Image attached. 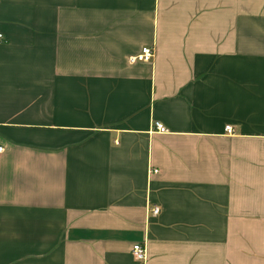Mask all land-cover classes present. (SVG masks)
I'll return each instance as SVG.
<instances>
[{
  "label": "crops",
  "instance_id": "obj_1",
  "mask_svg": "<svg viewBox=\"0 0 264 264\" xmlns=\"http://www.w3.org/2000/svg\"><path fill=\"white\" fill-rule=\"evenodd\" d=\"M0 33V264H264V0H0Z\"/></svg>",
  "mask_w": 264,
  "mask_h": 264
},
{
  "label": "built area",
  "instance_id": "obj_2",
  "mask_svg": "<svg viewBox=\"0 0 264 264\" xmlns=\"http://www.w3.org/2000/svg\"><path fill=\"white\" fill-rule=\"evenodd\" d=\"M3 40V35L0 33V42ZM154 54V50L152 46H143L141 47L140 51L132 56L128 57V63L129 64H133L135 62H148L151 60V58L153 57ZM155 128L157 131L159 132H164L167 129H165V127L163 126V124L159 123V122H155L154 123ZM224 129L226 130V132L231 133L232 128L230 125H226L224 127ZM3 151V146L0 145V153ZM153 171H157L156 169H154ZM150 211L152 214H156L159 209L156 206H152L150 208ZM131 253L133 255V257L138 260V261H144L146 258V253H145V249H144V245L141 243H133V246L131 248Z\"/></svg>",
  "mask_w": 264,
  "mask_h": 264
}]
</instances>
